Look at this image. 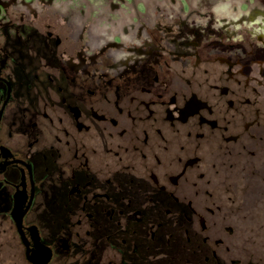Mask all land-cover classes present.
<instances>
[{
	"label": "flooded vegetation",
	"instance_id": "obj_1",
	"mask_svg": "<svg viewBox=\"0 0 264 264\" xmlns=\"http://www.w3.org/2000/svg\"><path fill=\"white\" fill-rule=\"evenodd\" d=\"M87 3L0 0L3 264H264V0Z\"/></svg>",
	"mask_w": 264,
	"mask_h": 264
},
{
	"label": "rangeland",
	"instance_id": "obj_2",
	"mask_svg": "<svg viewBox=\"0 0 264 264\" xmlns=\"http://www.w3.org/2000/svg\"><path fill=\"white\" fill-rule=\"evenodd\" d=\"M61 4L63 3L64 6H71L73 7L74 5L76 6L78 4L79 1L81 0H71V2H68L70 0H58ZM83 1H86L88 2L87 3V6H88V10L89 12H91L92 14L93 13H101L102 12V8L101 7H98L99 5V2L101 0H83ZM158 0H153V2L155 4H153V6H156V3H157ZM179 1V0H177ZM168 6V5H166ZM87 7H84V9H82L84 12L87 10L86 9ZM102 16V15H101ZM96 17V15H95ZM99 17V16H98ZM100 25V21L98 22V26ZM10 247H9V254H10V264H23V261L20 259V257H18L19 255V252H18V246L15 244L13 238H12V235L10 234ZM11 245H13V248H11ZM1 246V244H0ZM1 252V250H0ZM7 260L5 259V256L1 255L0 254V264H3V262H6Z\"/></svg>",
	"mask_w": 264,
	"mask_h": 264
},
{
	"label": "water",
	"instance_id": "obj_3",
	"mask_svg": "<svg viewBox=\"0 0 264 264\" xmlns=\"http://www.w3.org/2000/svg\"><path fill=\"white\" fill-rule=\"evenodd\" d=\"M17 226L19 227L21 223H16ZM29 261L32 263V264H45V261L46 260H42V259H38L36 258L35 256L29 258Z\"/></svg>",
	"mask_w": 264,
	"mask_h": 264
},
{
	"label": "bare ground",
	"instance_id": "obj_4",
	"mask_svg": "<svg viewBox=\"0 0 264 264\" xmlns=\"http://www.w3.org/2000/svg\"><path fill=\"white\" fill-rule=\"evenodd\" d=\"M228 7H229V5L223 4L217 8V12H219V13L228 12Z\"/></svg>",
	"mask_w": 264,
	"mask_h": 264
}]
</instances>
